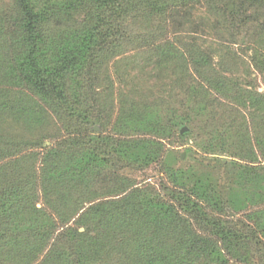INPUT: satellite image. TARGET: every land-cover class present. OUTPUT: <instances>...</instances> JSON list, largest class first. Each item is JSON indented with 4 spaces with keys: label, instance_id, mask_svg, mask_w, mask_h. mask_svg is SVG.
I'll list each match as a JSON object with an SVG mask.
<instances>
[{
    "label": "trees",
    "instance_id": "1",
    "mask_svg": "<svg viewBox=\"0 0 264 264\" xmlns=\"http://www.w3.org/2000/svg\"><path fill=\"white\" fill-rule=\"evenodd\" d=\"M263 5L0 0V264H264V28L219 33Z\"/></svg>",
    "mask_w": 264,
    "mask_h": 264
},
{
    "label": "rangeland",
    "instance_id": "2",
    "mask_svg": "<svg viewBox=\"0 0 264 264\" xmlns=\"http://www.w3.org/2000/svg\"><path fill=\"white\" fill-rule=\"evenodd\" d=\"M255 12V11H254ZM252 12L251 15H254L251 20L245 24L244 26H241V30L238 29L236 31H234L233 35L231 34H226L222 29L220 30V37L224 38L226 40H233L234 44H232V47L234 49H236L239 54L242 56V58L247 61V57H248V50H246L247 46L249 45L250 41H252L253 36L260 30V28H264V5L261 6V8H258L257 12ZM186 27L183 26H177L175 29L176 30H183ZM172 31V27H169V32ZM232 32V29H231ZM216 37H218L217 35H215ZM172 37V36H171ZM198 38V42H202L205 45H208V43L212 42V38H213V34L212 32L209 31H204L202 35L200 36H196ZM250 69H252L250 67ZM146 70H142V71H136L132 74V78H131V84L134 86H137L138 88L144 89L145 91H147L146 89L148 88V86L153 85L155 86V89L160 90L162 89V83H160L157 79H154L153 74L152 73H148L146 72ZM240 71H244V66L240 67ZM134 75V76H133ZM240 75L242 76V74L240 73ZM252 76L255 77L256 82H257V87L259 91H264V83L263 80L261 79V76L257 73H255L253 71ZM244 78V77H243ZM166 81V83L168 82L167 79H164ZM245 80H247L246 76H245ZM162 84V85H160ZM158 91H156L155 93H157ZM93 131L98 132V133H102L103 130L98 126H92L91 127ZM188 144L192 145V141H189ZM175 145L173 148L174 152L173 154L175 156H177L178 154H184V150L187 144H185V142L177 139L176 142H174ZM194 152L192 153V156L190 157H186L185 154L184 156L180 159V161H187V162H192L194 161V159L200 158V156L202 155L201 152L197 151L196 148L194 147ZM206 158H209L208 161H210L212 164L217 162L218 160H229L231 159L230 156H228L227 153H220V154H216L214 156L212 155H205ZM179 161V163H181ZM225 167L223 166L222 170ZM120 172L126 176H128L131 179H134L135 183L137 186L141 187L144 186L146 183H150L154 186H156V188H158V183L159 180L161 179V175L162 173L160 172V167L158 164H153L150 167L144 168V169H140V170H136V169H131V168H123L120 170ZM163 195L165 194V192L163 193V191L161 192ZM231 211V210H230ZM242 213H239L238 215L235 216V218H241L242 219ZM262 246V244H261ZM263 247V246H262ZM257 248V246H256ZM259 252V251H258ZM257 250L255 249L254 251V258H253V262L252 264H262V262L259 260V255H258Z\"/></svg>",
    "mask_w": 264,
    "mask_h": 264
},
{
    "label": "water",
    "instance_id": "3",
    "mask_svg": "<svg viewBox=\"0 0 264 264\" xmlns=\"http://www.w3.org/2000/svg\"><path fill=\"white\" fill-rule=\"evenodd\" d=\"M185 128H183V130H184ZM182 156H184V154H182Z\"/></svg>",
    "mask_w": 264,
    "mask_h": 264
}]
</instances>
